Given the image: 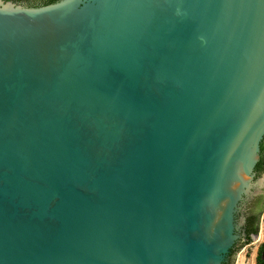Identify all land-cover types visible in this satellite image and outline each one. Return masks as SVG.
<instances>
[{
  "label": "water",
  "instance_id": "obj_1",
  "mask_svg": "<svg viewBox=\"0 0 264 264\" xmlns=\"http://www.w3.org/2000/svg\"><path fill=\"white\" fill-rule=\"evenodd\" d=\"M263 198L264 0H0V264H224Z\"/></svg>",
  "mask_w": 264,
  "mask_h": 264
},
{
  "label": "rangeland",
  "instance_id": "obj_2",
  "mask_svg": "<svg viewBox=\"0 0 264 264\" xmlns=\"http://www.w3.org/2000/svg\"><path fill=\"white\" fill-rule=\"evenodd\" d=\"M257 231H260L259 239H252L248 243L242 244L233 254L231 264H255L260 255L262 243L264 241V213L258 219Z\"/></svg>",
  "mask_w": 264,
  "mask_h": 264
},
{
  "label": "flooded vegetation",
  "instance_id": "obj_3",
  "mask_svg": "<svg viewBox=\"0 0 264 264\" xmlns=\"http://www.w3.org/2000/svg\"><path fill=\"white\" fill-rule=\"evenodd\" d=\"M262 213H264V198H263V200H262V204H261V209H260V213H259V217H261V215H262ZM259 219V218H258ZM259 237H260V231L258 232L257 231V234H256V236H255V239H259ZM249 242V241H248ZM248 242H246V243H248ZM263 243H264V241H263ZM263 243H262V246H263ZM262 246H261V248H262ZM232 257H233V255L224 263V264H231V261H232ZM259 258H260V260L261 261H263L262 259H261V250H260V255H259ZM264 262V261H263ZM256 264V263H255Z\"/></svg>",
  "mask_w": 264,
  "mask_h": 264
},
{
  "label": "trees",
  "instance_id": "obj_4",
  "mask_svg": "<svg viewBox=\"0 0 264 264\" xmlns=\"http://www.w3.org/2000/svg\"><path fill=\"white\" fill-rule=\"evenodd\" d=\"M256 264H264V262L261 261L260 258L258 257V258L256 259Z\"/></svg>",
  "mask_w": 264,
  "mask_h": 264
}]
</instances>
